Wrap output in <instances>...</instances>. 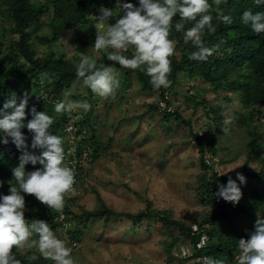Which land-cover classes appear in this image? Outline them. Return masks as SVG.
I'll return each mask as SVG.
<instances>
[{"label": "trees", "instance_id": "1", "mask_svg": "<svg viewBox=\"0 0 264 264\" xmlns=\"http://www.w3.org/2000/svg\"><path fill=\"white\" fill-rule=\"evenodd\" d=\"M131 2L137 4L138 0H131ZM212 2L213 0H210V3ZM102 5L116 9L115 0H0V20L4 19L11 23L13 35H17L7 41L0 38V106L13 93L21 96L28 92L30 99L26 113L33 105L37 111H46L53 117V123L49 130L61 136L63 145H65L68 138L64 140L63 131L73 116L80 115L79 121H77L79 130L89 123V119L78 110L79 108L55 111V106L64 101V92L71 88L77 79H81V81L79 80L80 84L83 82V78L77 77L75 73V62L79 60L81 53L95 59L97 66L113 65L122 76L121 84L126 89H130L133 82L138 81L143 89L158 92L162 99H165L166 93L170 89L183 83V79L186 77H188L187 81L202 80L207 85L203 88H209L217 94L220 91L225 92L224 99L227 103L233 102V95L229 94H235L240 101L242 110L237 112L234 126L238 132L242 131L248 134V139L241 146L242 150L240 149L246 152L245 164L237 172L259 182V185L253 188L250 194H243L242 199L236 204L215 195L219 184H226L230 176L235 179L237 172L219 175L215 171V164L207 160V150H211L214 155L219 154L218 142L224 126L222 122L224 119L219 116L218 109L213 108L217 114L212 118L214 121L210 123L207 135L196 133L197 145L201 154L202 172L197 174L198 186L195 190L203 204L208 207L200 219L190 222L176 219L172 216V211L155 209L150 204L137 213L118 211L102 200L98 209L86 210L79 214L78 219L80 222L92 218L111 219L127 215L134 224L138 225L143 219L156 217L162 221L164 226L171 229L169 234L173 239L168 247L169 251L180 244L195 243L199 235L194 233L193 225L197 224L203 229V226L207 224L205 230L210 236V243L204 249L196 250L194 257L206 255L207 258L223 259L226 263L237 262L235 257L240 251L239 239L248 238L249 233L254 230L257 213L264 215V166L259 169L249 167L255 156L263 158L264 154V142L257 133V129L261 128L259 124L261 121L264 122V32L254 33L249 26L241 22L240 17L247 9L254 12L264 11V5H257L254 0H221L220 7L226 14L232 16L233 22L224 24L213 19L216 31L212 33L206 31L202 39L209 47L215 45L216 49L204 61L189 59L190 52L195 50L194 46L191 42L185 43L183 29L175 30V23L182 21L178 16L174 17L169 35V38L175 42L174 55L169 58L171 72L168 74V79L171 84L169 87H161L159 90L152 89L149 77L145 72L140 69L123 68L116 62L108 60L104 50H95L92 47L97 30L96 15L99 14ZM47 14L50 17L48 23L43 21ZM110 22L114 23L115 18H110ZM182 23L184 28L191 26V22ZM45 27H49L51 33L40 35L39 31ZM76 27L78 28L76 29ZM66 34H71V51H68L67 47L65 48L61 43L60 46L64 47L66 51L59 53L50 50V52L38 56L35 38L38 43L51 48ZM131 51L129 49L128 54H131ZM87 90V97L82 96L86 101L91 98H103L98 97L89 88ZM77 96L74 90L69 92L68 102L71 101V97L76 98ZM190 99L196 100L197 107L206 104L203 94L201 97L190 95L188 100ZM164 111L167 116L174 115L175 120L192 127V120L182 117L179 110L173 109V111L167 112L164 109ZM28 119H31L30 115H26L25 120ZM21 130L26 137L28 145L26 150L39 155L42 150L31 147L32 133L26 126ZM78 135H81L82 144L89 146L90 154L94 158L93 154L95 153L92 152V146L96 142V136L85 138L81 131H78L69 139H76ZM24 150L17 149L10 137L8 143L0 142V182H3L0 193L8 194L9 184H15L12 168L18 164L19 157ZM34 167H40V165L28 164L26 170H33ZM85 168L80 170V181ZM24 196L25 203L27 201L29 206L28 209H25V218L28 219V222L33 219H41L45 220L53 231L58 227L62 228V223L54 221V216L57 214L55 209L48 208L31 194H24ZM65 210L67 213H71L69 207L65 206ZM240 216L245 219L244 226L246 228L240 227L238 222ZM176 229L179 230V233L175 232ZM77 233V230L74 231L73 236L76 237ZM13 252L21 260V264H53V262L40 257L38 250L32 249L24 252L20 248L14 247ZM33 253L37 255L38 259L28 260L27 257Z\"/></svg>", "mask_w": 264, "mask_h": 264}, {"label": "rangeland", "instance_id": "2", "mask_svg": "<svg viewBox=\"0 0 264 264\" xmlns=\"http://www.w3.org/2000/svg\"><path fill=\"white\" fill-rule=\"evenodd\" d=\"M43 21H50L48 14ZM50 33L49 27L39 31L40 35ZM12 37H17L13 35L12 24L1 19L0 38L7 41ZM70 38L71 34L64 35L51 48L38 43L35 38L38 56L50 50L62 53L66 47L71 51ZM61 43L65 48L60 46ZM119 77L120 86L108 97L86 101L82 96L87 97L88 87L83 82L80 84L81 79L64 92L66 103L69 92L74 90L78 96L70 100L86 102L90 106L87 110H78L89 119L83 127V137L96 136L92 146L95 157L90 154L91 159L77 189L69 197H64V211L67 206L71 213L66 212V225L54 232L67 241L74 264H204L197 257H185L183 244L169 251L173 239L169 234L171 229L156 217L143 219L136 225L127 215L80 222L78 216L86 210L98 209L102 200L118 211L137 213L150 204L155 209L172 211L176 219L188 222L200 219L208 207L195 190L197 174L202 172L196 133L208 132L210 123L214 121L212 118L217 114L213 108L218 109L223 119L228 115L236 118L237 112L242 110L240 101L230 93L233 102L227 103L225 92H212L203 88L207 85L202 80L187 81L188 77L183 79L185 85L181 83L170 89L165 99L156 91L143 89L138 81L126 89L121 84L122 76ZM202 94L205 106L197 107L195 99L188 100L190 95L201 97ZM160 101L167 102L179 110L182 117L192 120V127L175 120L174 115L167 116L158 108ZM234 122L235 119L227 126L228 131L220 135L219 154L214 155L211 150L206 152L207 160L215 164L219 175L234 174L245 164L246 152L241 151V146L248 139V134L238 132ZM259 126L257 133L264 142V122L261 121ZM261 166H264V154L263 158L255 156L249 164L250 168L259 169ZM245 178L246 182L240 185V200L243 194H250L259 185L257 180ZM25 206V209L29 208L27 201ZM238 220L240 227L246 228L245 219L240 216ZM76 230L78 233L74 237ZM175 232L179 233V230ZM32 238L37 237L34 235ZM20 249L24 252L38 250L26 246ZM238 255L235 257L237 260Z\"/></svg>", "mask_w": 264, "mask_h": 264}, {"label": "clouds", "instance_id": "3", "mask_svg": "<svg viewBox=\"0 0 264 264\" xmlns=\"http://www.w3.org/2000/svg\"><path fill=\"white\" fill-rule=\"evenodd\" d=\"M254 2L264 5V0ZM220 4L221 0H213L212 3L210 0H138L137 4L131 0H115V10L102 5L96 15L97 30L92 47L104 50L108 60L123 68L145 72L153 90L167 88L171 84L168 79L171 72L169 58L175 52V42L169 38L173 18L178 16L182 22H191L188 28H184L182 22L175 23L174 27L176 31L183 29L185 43L191 42L194 46L189 59L204 61L216 49L215 45L209 47L202 39L206 31H216L213 19L224 24L233 22L232 16L226 14ZM110 18H115V22H110ZM240 20L254 33L264 32V11L244 10ZM129 49L131 54H128ZM75 73L83 78L85 86L100 97L114 94L120 86L119 73L113 65L97 66L95 59L83 53L75 62ZM29 99L28 92L21 96L13 93L0 106V142L6 144L10 137L17 149H25L18 164L12 168L15 184H9L8 194L0 193V264H21L13 248L25 246L38 249L40 257L51 260L53 264H74L67 241L57 236L45 220L28 222L25 218L24 194L33 195L50 209H61L65 193L72 189L75 182V170L65 162L63 138L49 130L53 117L46 111H37L35 105L26 113ZM89 107L86 102L61 101L55 106V111L71 108L87 110ZM26 115H30L31 119L26 121ZM234 119L233 115L225 117L223 133L228 131L227 126ZM25 126L32 133L31 147L42 150L39 155L26 150L28 145L21 130ZM28 164H39L40 167L26 170ZM245 182V176L237 172L236 179L230 176L226 184H219L215 195L236 204L242 196L240 185ZM2 185L3 182H0V187ZM34 235L37 238L33 239ZM238 247L237 264H264V215L257 213L254 230L248 238L239 239ZM27 259L34 261L38 257L33 253ZM204 264L226 262L208 257Z\"/></svg>", "mask_w": 264, "mask_h": 264}, {"label": "built area", "instance_id": "4", "mask_svg": "<svg viewBox=\"0 0 264 264\" xmlns=\"http://www.w3.org/2000/svg\"><path fill=\"white\" fill-rule=\"evenodd\" d=\"M158 108L160 110H168L172 111L173 109L167 105L166 102L160 101L158 104ZM80 115H75L71 118V121L68 123V125L64 128V135L65 139L68 138V141L64 147V157L65 162L72 167L75 170V182L71 190L65 193L64 197H69L70 194L74 193V191L77 189L79 182H80V170L84 168L87 163H89L90 157V149L88 145L82 144L81 141V135H78L76 139H69L72 135H75L78 131H81L82 134L85 133L83 129L79 130V127L77 125V121H79ZM57 211V215L55 216V222H60L63 225H66L67 214L64 211V205L61 209H55ZM207 228V225L203 226V229L200 228L197 224L193 225V231L197 235H199L198 239L195 241V243H188L184 244L182 248V253L185 255V257H191L194 256V252L196 250L204 249L207 245L210 243V236L205 230ZM205 258H207L206 255H200L197 257L199 261L204 263Z\"/></svg>", "mask_w": 264, "mask_h": 264}]
</instances>
